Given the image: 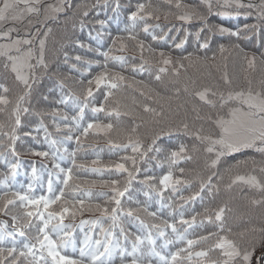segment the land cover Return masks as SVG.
<instances>
[{"label":"snow or ice","instance_id":"obj_1","mask_svg":"<svg viewBox=\"0 0 264 264\" xmlns=\"http://www.w3.org/2000/svg\"><path fill=\"white\" fill-rule=\"evenodd\" d=\"M0 264H264V0H0Z\"/></svg>","mask_w":264,"mask_h":264},{"label":"trees","instance_id":"obj_2","mask_svg":"<svg viewBox=\"0 0 264 264\" xmlns=\"http://www.w3.org/2000/svg\"><path fill=\"white\" fill-rule=\"evenodd\" d=\"M72 21L69 20L67 22V26H65V22L63 20H61L59 25H53V35L52 37H50V46L52 43H54L60 36H63L65 34V32L67 31L69 34L71 33V29H72ZM77 34H79V30L77 29ZM98 147H106L105 145L101 144ZM239 155V154H238ZM24 162L25 165H27L28 163V158L24 157ZM233 158L229 157V160H232ZM94 192H100V191H106L105 189H101V188H95L93 189ZM242 210V209H241ZM88 217L86 216L85 219H87Z\"/></svg>","mask_w":264,"mask_h":264}]
</instances>
